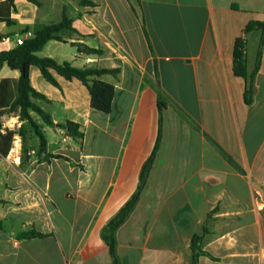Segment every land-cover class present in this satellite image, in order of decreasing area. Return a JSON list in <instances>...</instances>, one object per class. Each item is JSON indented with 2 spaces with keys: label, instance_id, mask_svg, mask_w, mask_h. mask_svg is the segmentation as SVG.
Masks as SVG:
<instances>
[{
  "label": "crops",
  "instance_id": "crops-1",
  "mask_svg": "<svg viewBox=\"0 0 264 264\" xmlns=\"http://www.w3.org/2000/svg\"><path fill=\"white\" fill-rule=\"evenodd\" d=\"M36 1L16 0L15 24L0 23L1 52L66 11L77 32L64 31V41L38 55L120 73L92 79L115 87L104 114L79 80L52 72L56 87L32 67V87L48 99L35 103L56 126L31 113L46 139L41 151L16 112L2 118V135L13 132L21 147L16 163L7 147L0 151V264H113L102 231L138 189L159 138V103L160 148L117 232L121 264H190L192 239L205 230L203 250L217 260L202 256L200 264H264V48L250 94L234 73L235 43L251 22L264 21V0H95V8ZM260 39L258 31L247 37L250 72ZM78 44L103 54L80 53ZM19 78L0 68V82ZM67 122L83 137L59 127Z\"/></svg>",
  "mask_w": 264,
  "mask_h": 264
},
{
  "label": "trees",
  "instance_id": "trees-1",
  "mask_svg": "<svg viewBox=\"0 0 264 264\" xmlns=\"http://www.w3.org/2000/svg\"><path fill=\"white\" fill-rule=\"evenodd\" d=\"M29 3L37 5L36 0H26ZM16 0H1L0 1V23H5L8 26L15 24L12 19V14L16 10ZM80 5L87 8H95L97 6L95 0H81ZM64 31L77 32L73 27V20L69 18L67 12H64L62 21L56 24L45 26L40 31L35 33L31 38L25 40L22 46L10 50L8 52L0 51V68L7 64L11 70L20 72L18 81L6 79L0 82V151L5 153L4 147H7V153L10 151L14 140L13 132H6L2 135L3 127L2 118L11 111L16 112L23 122L28 123L34 130L36 136L42 143L41 151H45L46 139L44 137L42 127L33 118L31 113L37 114L42 121L50 127H55L52 117L44 111L35 100L48 101L47 97L37 92L31 84V69L37 67L40 69L43 77L52 85L58 87L59 84L52 72L63 77L67 81L79 80L89 90L91 96V107L104 114H110L112 104L115 97V87L112 84L100 80H92L94 77H101L106 74L117 75L119 69H92V68H76L69 62L58 63L52 58H43L38 54L44 49L46 44L52 40L64 41L62 33ZM258 31L261 35L259 49L256 59L255 68L252 72L249 71L247 59V37L253 32ZM244 37L237 39L234 49V73L237 77L244 78L248 82V94L252 92L255 76L260 68L262 53L264 48V21L251 22L245 29ZM78 51L89 56L102 55L101 50L93 49L85 44H78ZM247 104H251L252 100L247 97ZM165 105L159 103L160 110V131L159 138L155 145L154 151L147 159L142 167L140 174V183L138 189L128 202L119 210V212L108 222L102 231V238L110 249V254L113 259V264H121L118 257V242L117 232L127 222L132 212L138 205L142 192L147 185L150 173L156 161V156L160 148V141L163 129V110ZM60 128L67 130V134L73 138H81L83 134L80 132V126L73 122H67L59 125ZM25 127L20 129V135L24 137ZM57 158H64L56 156ZM204 235H196L192 239L191 250L192 260L190 264H200V258L207 256L213 261L217 258L209 252L203 250ZM27 237L43 236L36 232H31Z\"/></svg>",
  "mask_w": 264,
  "mask_h": 264
},
{
  "label": "built area",
  "instance_id": "built-area-1",
  "mask_svg": "<svg viewBox=\"0 0 264 264\" xmlns=\"http://www.w3.org/2000/svg\"><path fill=\"white\" fill-rule=\"evenodd\" d=\"M25 42V39L23 37H19L17 39V46H22ZM66 141V139H64ZM20 147L21 145L18 142V138H15L12 144V147L9 151V154L7 156V159L10 163H16L20 158Z\"/></svg>",
  "mask_w": 264,
  "mask_h": 264
},
{
  "label": "rangeland",
  "instance_id": "rangeland-1",
  "mask_svg": "<svg viewBox=\"0 0 264 264\" xmlns=\"http://www.w3.org/2000/svg\"><path fill=\"white\" fill-rule=\"evenodd\" d=\"M263 217H264V213H263Z\"/></svg>",
  "mask_w": 264,
  "mask_h": 264
}]
</instances>
